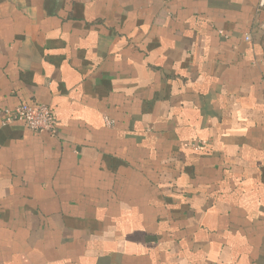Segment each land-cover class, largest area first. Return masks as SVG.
Wrapping results in <instances>:
<instances>
[{"label":"crops","instance_id":"1","mask_svg":"<svg viewBox=\"0 0 264 264\" xmlns=\"http://www.w3.org/2000/svg\"><path fill=\"white\" fill-rule=\"evenodd\" d=\"M36 103L0 264H264V0H0V108Z\"/></svg>","mask_w":264,"mask_h":264},{"label":"built area","instance_id":"2","mask_svg":"<svg viewBox=\"0 0 264 264\" xmlns=\"http://www.w3.org/2000/svg\"><path fill=\"white\" fill-rule=\"evenodd\" d=\"M1 124L6 125L14 121L23 122L31 130H45L50 133L56 131V120L50 106L43 103L19 104L13 109L0 108ZM205 144L202 140L193 142L194 150H199Z\"/></svg>","mask_w":264,"mask_h":264}]
</instances>
